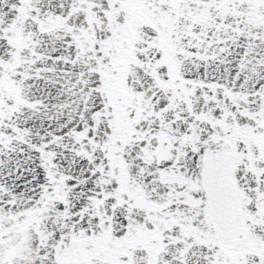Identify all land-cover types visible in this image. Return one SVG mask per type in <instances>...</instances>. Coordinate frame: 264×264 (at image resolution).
I'll return each mask as SVG.
<instances>
[{
  "label": "snow or ice",
  "instance_id": "snow-or-ice-1",
  "mask_svg": "<svg viewBox=\"0 0 264 264\" xmlns=\"http://www.w3.org/2000/svg\"><path fill=\"white\" fill-rule=\"evenodd\" d=\"M0 264H264V0H0Z\"/></svg>",
  "mask_w": 264,
  "mask_h": 264
}]
</instances>
